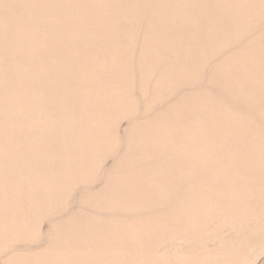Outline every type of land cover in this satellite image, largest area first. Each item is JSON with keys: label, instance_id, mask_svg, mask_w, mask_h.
Returning a JSON list of instances; mask_svg holds the SVG:
<instances>
[{"label": "rangeland", "instance_id": "obj_1", "mask_svg": "<svg viewBox=\"0 0 264 264\" xmlns=\"http://www.w3.org/2000/svg\"><path fill=\"white\" fill-rule=\"evenodd\" d=\"M154 1L162 4L156 18L166 27V36L154 44L164 47L153 52L154 65H145L148 78L144 82L138 75L131 83L124 77L114 79L95 71L93 79L86 78L84 88L66 85L63 80L64 87L55 93L47 92L42 83L31 86L29 79L22 83L18 92L20 115L12 110L9 114L32 123L36 148L25 151L21 166L12 169L7 183L38 185L39 191L41 186H50L36 173L22 172L25 164L36 167L45 123L72 135L81 131V141L88 138L89 155L82 150L73 154L75 161L52 158V169L57 176L76 174L85 185V207L82 187L77 189L78 210L85 216L74 223L73 230L89 242L85 247L88 253L105 255V249L117 252L123 248L126 252L120 257H108L115 264H230L231 257L241 255L240 242L252 238L253 231L259 234L257 241L241 264H264V224H260L264 217V21L260 10H250L260 0H238L242 20L245 9L250 19H255L241 23L245 36L241 42L236 35L238 43H233L230 33L224 37L214 31L196 11L189 35L183 36L177 17L172 21L169 16L178 12L189 16L192 11L185 3H122L147 13L146 7ZM102 11L107 14L106 9ZM122 25L123 20L113 22V31L118 33ZM237 28L233 25V31ZM138 30L135 27L133 40L140 60L142 51L136 38L142 34ZM46 45L51 47L50 41ZM245 59L261 63L245 67L241 62ZM159 73L167 77L160 79ZM130 93L158 119L154 122L153 117L150 126L122 131L123 147L116 154L112 145L99 147L91 139L97 132L104 139L109 136V130L100 125L107 113L123 118L132 111ZM165 96H169L165 101L159 99ZM179 97L183 100L177 105ZM98 101L104 107H99ZM56 106L62 111H56ZM158 133L176 139V146L158 152L154 145ZM21 140H11L0 131L1 144ZM4 156L10 155L0 149V157ZM144 163L145 168H140ZM0 170L6 169L0 164ZM3 178L2 173L0 180ZM49 192L53 199L62 190L51 187ZM4 193L2 189L0 195ZM240 205H247L245 214L252 218L245 227L241 225L244 217L236 211ZM75 213L72 210L70 215ZM47 228L45 221L43 230ZM33 236V241L38 239ZM16 241L23 245V241ZM210 247L218 250L214 259L206 254ZM85 264L100 263L88 259Z\"/></svg>", "mask_w": 264, "mask_h": 264}, {"label": "bare ground", "instance_id": "obj_2", "mask_svg": "<svg viewBox=\"0 0 264 264\" xmlns=\"http://www.w3.org/2000/svg\"><path fill=\"white\" fill-rule=\"evenodd\" d=\"M123 1L125 0H0V131L11 140L22 139L20 142L15 141V144L13 141L9 145L0 143V149L10 155L0 157V164L6 169L4 172L0 170V175L3 173L4 177L0 180V191H5L4 195H0L1 264H54L55 261L63 264H85L88 259L100 264H115L108 257H120L126 252L121 248L117 252L105 249L103 253L108 252L105 255L91 253V250L88 253V248L85 247L89 246V242L81 233L73 230L74 223L85 216L78 210L77 193V189L82 187L85 207V185L82 186L84 183L79 181L76 174L57 176L52 169V158L75 161L73 154L82 150L85 155H89L86 153L89 148L88 138L85 143L81 141L83 132L77 131L72 135L45 123L40 131V158L35 162L36 167L33 164H25L22 172L25 175L34 172L50 186L40 185L39 191L36 188L38 185L17 182L10 183V186L7 183L13 173L12 169L21 166L25 151L36 148L32 123L23 116L17 120L9 114V110H12L20 115L18 92L26 79L31 81V86L42 83L41 86L47 92L55 93L64 87L63 80L66 85L83 87L87 77L94 78L95 71L114 79L124 77L131 83H135L137 75L142 82L148 78L144 70L145 65H154L153 52L164 47L162 43L154 45L166 36L163 33L166 27L156 18V11L162 4L151 2L146 7L147 13L144 10L139 13L129 6H124ZM167 1L172 5L185 3L192 11L189 16L180 12L178 15L170 13L169 20L174 21L177 17L183 36L189 35L194 11L220 35L225 37L226 32L233 35V43H238L235 40L236 35L240 36L243 42L245 33L241 28L242 22H255V19H250L246 13L247 9L244 10L242 20V7L238 0ZM112 6L114 9L111 12ZM250 7V10H260V18L264 21V0ZM103 8L107 10L106 15L102 11ZM118 20H123V25L121 31L116 33L112 23ZM233 25L238 27L234 31ZM135 27H138L139 35L142 34L136 38V43L142 51L140 60L134 52ZM49 41L51 47L46 45ZM262 47L264 49V44ZM241 62L245 67H254L261 63L248 59ZM139 63L140 67L136 68L135 65ZM166 77V74L159 73L160 79ZM148 83L145 82L146 85ZM145 94L143 90V98ZM130 95L134 101L132 111L123 118H113L107 113L100 125L109 130V136L104 139L100 132H97L91 139L99 147L112 145L116 154L123 147L120 134L122 131L130 132L136 127L150 126L154 117V113L150 114L145 105L138 104L134 95ZM168 97L159 99L165 101ZM182 100L183 97H179L175 103L180 105ZM171 101L173 102L172 98ZM97 104L104 107L101 101ZM118 104L120 106L119 101ZM55 109L62 111L58 106ZM77 115L81 116V112ZM157 119L155 116L154 122ZM124 120L126 128L122 129ZM154 145L158 152L164 148L170 151L176 146V139L161 137L158 133ZM145 166L144 163L140 168ZM51 187L62 190L53 199H50ZM72 210H76L73 217L70 215ZM236 211L245 219H242L241 225L247 226L252 219L245 214L247 205H240ZM45 221L48 223L46 231L43 230ZM260 224H264V217ZM35 234L38 239L33 241L31 238H35ZM76 234L80 237H76ZM251 234L252 238H245L240 242L241 255L231 257L230 264L243 262L247 250L257 241V233L252 231ZM14 239L23 241V245L19 246L17 241L14 243ZM217 253L215 247H210L206 252L212 259Z\"/></svg>", "mask_w": 264, "mask_h": 264}]
</instances>
